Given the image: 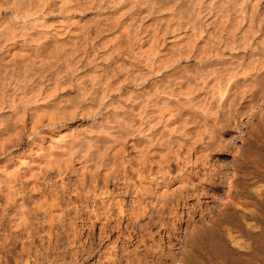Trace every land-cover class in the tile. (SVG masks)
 Returning <instances> with one entry per match:
<instances>
[{"label":"clouds","instance_id":"clouds-1","mask_svg":"<svg viewBox=\"0 0 264 264\" xmlns=\"http://www.w3.org/2000/svg\"><path fill=\"white\" fill-rule=\"evenodd\" d=\"M0 264H264V0H0Z\"/></svg>","mask_w":264,"mask_h":264}]
</instances>
